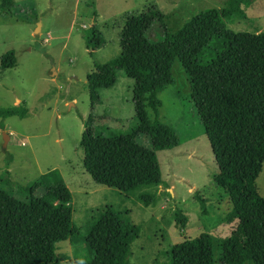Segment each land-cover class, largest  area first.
I'll return each instance as SVG.
<instances>
[{
	"label": "trees",
	"instance_id": "obj_1",
	"mask_svg": "<svg viewBox=\"0 0 264 264\" xmlns=\"http://www.w3.org/2000/svg\"><path fill=\"white\" fill-rule=\"evenodd\" d=\"M8 4L11 0H5ZM255 0H225L188 19L163 41L145 37L163 14L154 6L128 15L119 34L120 53L95 63L86 82L92 106L100 102L98 90L115 84L121 69L133 80L132 100L136 125L121 133H98L84 122L79 145L83 167L93 181L135 195L144 206L154 205L162 184L156 151L179 144L175 130L158 119V94L172 82L171 66L182 64L190 99L203 125L217 172L214 183L230 203L227 217L235 221L220 241L221 264H264V197L255 180L264 161V32L233 31L232 19H244ZM89 53L104 44L93 24L84 33ZM14 53L5 52L0 68L13 66ZM147 108L154 113L150 120ZM28 106L17 102L0 105V118L26 117ZM146 135L151 147L137 142ZM72 194L57 170L41 174L28 187L25 200L0 188V264H62L57 243L78 237L72 223ZM203 212L205 199L197 196ZM176 224L186 225L181 212ZM139 227L112 206L100 210L86 229L84 244L92 254L77 264H131V243ZM168 264H215L212 237L205 232L173 244L166 252Z\"/></svg>",
	"mask_w": 264,
	"mask_h": 264
},
{
	"label": "rangeland",
	"instance_id": "obj_2",
	"mask_svg": "<svg viewBox=\"0 0 264 264\" xmlns=\"http://www.w3.org/2000/svg\"><path fill=\"white\" fill-rule=\"evenodd\" d=\"M224 1L11 0L8 4L0 0V58L7 51L15 57L13 66L0 68V105L18 100L29 108L26 117L0 118V188L25 200L28 187L41 174L57 170L72 194V223L79 230L75 240L57 243L56 253L65 255L62 264L92 256L83 236L106 206L139 227L130 247L131 264H168L166 252L173 244L202 232L212 237L215 264H221L220 241L236 223L227 217V194L214 183L217 167L212 150L177 58L171 66L172 82L158 94V119L175 130L179 144L156 151L162 184L154 205L144 206L135 195L93 181L83 167L79 142L89 115L90 126L104 135L124 133L136 125L133 80L123 70L116 71L112 87L98 90L100 102L93 106L86 82L95 63L119 55V34L128 15L156 7L163 20H154L145 37L160 42L188 19L221 7ZM93 24L102 32L104 44L90 54L84 33ZM226 27L264 32V0H255L246 18L227 21ZM147 113L152 120L153 111L147 108ZM4 133L9 136L5 145ZM137 142L151 147L144 134ZM255 184L264 197V161ZM197 196L205 199V212ZM177 212L186 219L184 227L176 224Z\"/></svg>",
	"mask_w": 264,
	"mask_h": 264
},
{
	"label": "water",
	"instance_id": "obj_3",
	"mask_svg": "<svg viewBox=\"0 0 264 264\" xmlns=\"http://www.w3.org/2000/svg\"><path fill=\"white\" fill-rule=\"evenodd\" d=\"M39 28H40V26H39V23H38L37 28H36L35 31L39 30ZM8 138H9L8 134L4 133V145L6 144V141L8 140Z\"/></svg>",
	"mask_w": 264,
	"mask_h": 264
},
{
	"label": "crops",
	"instance_id": "obj_4",
	"mask_svg": "<svg viewBox=\"0 0 264 264\" xmlns=\"http://www.w3.org/2000/svg\"><path fill=\"white\" fill-rule=\"evenodd\" d=\"M15 102H18V100H16Z\"/></svg>",
	"mask_w": 264,
	"mask_h": 264
}]
</instances>
